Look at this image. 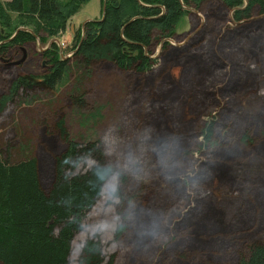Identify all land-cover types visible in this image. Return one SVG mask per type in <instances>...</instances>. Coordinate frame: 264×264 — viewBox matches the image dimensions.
Wrapping results in <instances>:
<instances>
[{"label": "rangeland", "instance_id": "rangeland-1", "mask_svg": "<svg viewBox=\"0 0 264 264\" xmlns=\"http://www.w3.org/2000/svg\"><path fill=\"white\" fill-rule=\"evenodd\" d=\"M101 9L100 0H89L65 29L24 46L20 63H13L20 50L0 59V97L11 75L44 70L40 52L52 43L70 67L56 91L34 90L5 103L0 147L25 145L43 185L68 139H98L126 173L134 199L115 197L114 174L73 242L72 259L95 235L112 264H234L251 241H264V14L236 24L217 0L189 9L176 35L152 44L151 72L136 74L108 63L76 65L77 33L82 36L83 22L100 18ZM194 77L199 82L184 84ZM213 117L216 139L199 147V128ZM245 130L247 143L240 139ZM5 156L0 153V207L17 218ZM120 225L125 228L117 235ZM14 240L36 264L54 253L23 226Z\"/></svg>", "mask_w": 264, "mask_h": 264}, {"label": "trees", "instance_id": "trees-1", "mask_svg": "<svg viewBox=\"0 0 264 264\" xmlns=\"http://www.w3.org/2000/svg\"><path fill=\"white\" fill-rule=\"evenodd\" d=\"M89 0H0V59L5 60L12 52L36 41H47L59 30L83 3ZM102 18H94L84 24L77 33L72 51L76 65L88 67L108 63L136 74L151 72L157 58H153L152 44L161 38L176 35V25L189 9L200 10L209 0H100ZM217 4L231 12V21L240 24L254 14H264V0H217ZM28 26L19 30L16 25ZM44 32L45 35H41ZM163 42V47L168 46ZM43 71L17 72L11 75L8 93L0 97V112L6 102L16 97H27L31 91H56L68 77L70 67L56 43L40 52ZM20 67V65L18 66ZM197 77L184 81L194 84ZM258 117V116H256ZM59 132L65 135L63 121L57 123ZM216 120L209 118L199 128L202 138L199 147L214 142ZM249 134V133H248ZM240 139L251 141L247 130ZM3 148V147H2ZM0 147L7 179L12 187L13 198L18 208L15 218L0 207V264H36L23 253L14 240L17 227L23 226L30 234L40 236L54 247L45 264H112L107 260L97 236L86 237L80 244L75 259L73 242L83 230L84 222L101 197L107 182L117 174L118 199H134L128 192L127 175L118 170L105 153L98 139L80 142L66 140L65 148L52 161V178L43 185L35 157L25 145L18 148ZM126 175V176H125ZM202 216L200 221H202ZM125 226L120 225L117 235ZM202 243V242H198ZM234 264H264V241H251L244 252L238 253Z\"/></svg>", "mask_w": 264, "mask_h": 264}, {"label": "water", "instance_id": "water-1", "mask_svg": "<svg viewBox=\"0 0 264 264\" xmlns=\"http://www.w3.org/2000/svg\"><path fill=\"white\" fill-rule=\"evenodd\" d=\"M104 8H105V5H103V10H104ZM102 18H100V20H101ZM91 19H87V20H85L84 22H83V24H82V28L84 27V24L87 22V21H90ZM25 30V28H22V27H20V28H18L17 30H16V32L14 33V35L19 31V30ZM22 51H23V56H22V58L21 59H19V60H16V61H14L13 63H16V64H18V63H20L21 61H23L24 60V58H25V49L23 48L22 49Z\"/></svg>", "mask_w": 264, "mask_h": 264}, {"label": "flooded vegetation", "instance_id": "flooded-vegetation-1", "mask_svg": "<svg viewBox=\"0 0 264 264\" xmlns=\"http://www.w3.org/2000/svg\"><path fill=\"white\" fill-rule=\"evenodd\" d=\"M48 47H49V46H48ZM48 47H47L45 50H47V49H48ZM45 50H44V51H45Z\"/></svg>", "mask_w": 264, "mask_h": 264}]
</instances>
